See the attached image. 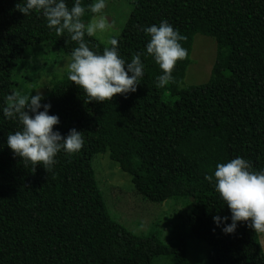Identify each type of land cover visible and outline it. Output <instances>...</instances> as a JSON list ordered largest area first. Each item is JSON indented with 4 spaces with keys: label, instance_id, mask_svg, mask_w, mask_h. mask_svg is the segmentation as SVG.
Wrapping results in <instances>:
<instances>
[{
    "label": "trees",
    "instance_id": "1",
    "mask_svg": "<svg viewBox=\"0 0 264 264\" xmlns=\"http://www.w3.org/2000/svg\"><path fill=\"white\" fill-rule=\"evenodd\" d=\"M93 2L81 0L82 6ZM72 3L66 0L69 8ZM23 4L0 0V106L13 91L14 70L35 45L67 55L78 46L67 33L49 30L42 15L24 16L16 8ZM92 18L87 10L81 17L86 25ZM161 20L184 36L187 50L164 87L156 81L162 70L144 54L149 37L142 31ZM196 34L215 41V61L207 82L182 89ZM114 38L124 60L142 54L144 75L135 92L89 101L65 73L42 100L59 117L54 130L81 131L78 152L61 150L50 170L33 169L7 147V135L20 125L0 112V264H138L144 257L151 264L156 255L191 264L186 236L211 247L196 264H264L259 233L238 222L225 234L213 223V216L230 213L214 179L205 178L217 162L236 156L253 170L264 167V0H136ZM84 40L96 52L110 46L93 35ZM166 93L174 100H164ZM99 153H108L148 201L193 198L190 214L170 229L177 245L135 235L112 218L92 167Z\"/></svg>",
    "mask_w": 264,
    "mask_h": 264
},
{
    "label": "clouds",
    "instance_id": "2",
    "mask_svg": "<svg viewBox=\"0 0 264 264\" xmlns=\"http://www.w3.org/2000/svg\"><path fill=\"white\" fill-rule=\"evenodd\" d=\"M105 7V0H94L87 6H82L81 0H73L71 8L66 0H24L22 7L16 5L24 16L33 12L40 14L49 30H54L57 36L67 33L71 41L76 42L78 46L63 60L67 78L83 90L89 101L96 102L111 100L115 94L135 92L144 75L142 54L136 53L130 61L124 60L115 38L108 41L110 46L102 52L93 51L85 42V34L92 36L109 27L103 15ZM86 10L93 14L87 25L81 19ZM142 31L149 37L144 54L151 55L162 70L156 81L158 87H164L173 79L176 62L187 56V50L180 43L184 36L167 20L143 27ZM39 88L35 95H22L13 90L5 98L6 105L0 106V112L4 118L17 120L20 125L19 130L9 133L5 140L13 155L31 162L33 169L40 164L47 171L56 163L58 152H78L84 138L75 128L69 129L66 135L54 130L59 117L49 114L51 105L42 103L44 96ZM205 178L210 182L214 179V190L230 213V216H213L216 227L231 234L238 222H245L254 232L264 233V167L253 170L246 159L236 156L217 162L212 175Z\"/></svg>",
    "mask_w": 264,
    "mask_h": 264
},
{
    "label": "rangeland",
    "instance_id": "3",
    "mask_svg": "<svg viewBox=\"0 0 264 264\" xmlns=\"http://www.w3.org/2000/svg\"><path fill=\"white\" fill-rule=\"evenodd\" d=\"M135 1L105 0L103 15L109 27L105 31H97L93 36L101 43L108 44L110 39L120 33ZM33 48V52H27V56L21 60L12 74L13 90L22 95L28 93L35 95L36 88L40 87L39 91L43 96L49 95L55 83L67 73L63 62L67 54L61 53L51 44H37ZM215 56V41L211 37L196 34L192 43L190 64L180 88L207 82ZM163 99L174 100L167 93L163 95ZM92 167L113 219L135 235H151L167 247L177 245L178 241L172 237L170 229L190 214L194 204L193 198L179 196L163 202H151L142 198L134 190L130 176L120 169L118 163L109 158L108 153L95 155L92 158ZM185 240L186 257L191 264L200 263L207 258L211 249L209 244L187 236ZM259 242L264 250V233H259ZM146 262L147 257H144L138 264ZM131 264L137 263L133 261ZM151 264H172V261L165 255H156Z\"/></svg>",
    "mask_w": 264,
    "mask_h": 264
}]
</instances>
